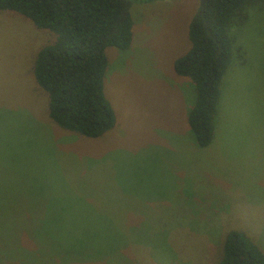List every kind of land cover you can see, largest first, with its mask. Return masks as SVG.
Returning <instances> with one entry per match:
<instances>
[{"label": "rangeland", "instance_id": "1", "mask_svg": "<svg viewBox=\"0 0 264 264\" xmlns=\"http://www.w3.org/2000/svg\"><path fill=\"white\" fill-rule=\"evenodd\" d=\"M254 3L233 31L206 147L186 120L194 87L173 69L196 0L131 8V45L105 50L115 124L95 138L53 123L34 79L55 34L0 11V264H219L230 230L264 252V0Z\"/></svg>", "mask_w": 264, "mask_h": 264}, {"label": "trees", "instance_id": "2", "mask_svg": "<svg viewBox=\"0 0 264 264\" xmlns=\"http://www.w3.org/2000/svg\"><path fill=\"white\" fill-rule=\"evenodd\" d=\"M153 1L0 0V11L20 14L55 34L39 49L32 68L36 83L48 95L53 123L91 138L114 126V109L103 90L105 50L131 45V8ZM196 1L187 23V50L175 58L173 69L194 87L186 120L196 145L206 147L214 135L222 75L235 49L233 31L256 0ZM219 264H264V252L244 233L230 230Z\"/></svg>", "mask_w": 264, "mask_h": 264}]
</instances>
